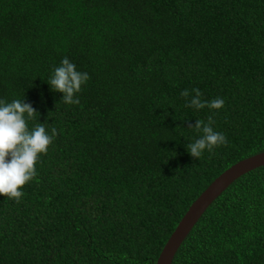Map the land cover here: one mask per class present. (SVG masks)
Wrapping results in <instances>:
<instances>
[{
	"label": "trees",
	"instance_id": "16d2710c",
	"mask_svg": "<svg viewBox=\"0 0 264 264\" xmlns=\"http://www.w3.org/2000/svg\"><path fill=\"white\" fill-rule=\"evenodd\" d=\"M64 57L90 76L79 104L48 83ZM193 88L223 108L186 107ZM15 99L57 136L20 202L0 195V264H156L204 190L264 152V0H0V100ZM209 116L228 143L194 158L189 125ZM173 264H264V166Z\"/></svg>",
	"mask_w": 264,
	"mask_h": 264
},
{
	"label": "clouds",
	"instance_id": "9594fccd",
	"mask_svg": "<svg viewBox=\"0 0 264 264\" xmlns=\"http://www.w3.org/2000/svg\"><path fill=\"white\" fill-rule=\"evenodd\" d=\"M89 79L87 72L77 71L76 65L64 57L60 66L54 68L48 83L52 90L63 94L64 103L71 105L80 103L74 97ZM180 95L187 101L186 107L219 110L224 106V100L219 97L210 102L202 101L199 88H193L191 92L184 89ZM37 115L32 105L24 100L15 99L10 103L0 100V195L14 199L17 203L24 195L20 189L37 175L35 165L40 154L47 153L48 147L57 136L55 127L49 135L45 124L41 123L29 130L27 121L37 119ZM214 123L212 116H209L207 123L197 120L195 125H189L203 133L199 139L186 146L192 157L200 159L205 149L212 152L215 147L227 145L226 136L214 131Z\"/></svg>",
	"mask_w": 264,
	"mask_h": 264
},
{
	"label": "water",
	"instance_id": "95a60500",
	"mask_svg": "<svg viewBox=\"0 0 264 264\" xmlns=\"http://www.w3.org/2000/svg\"><path fill=\"white\" fill-rule=\"evenodd\" d=\"M262 166L264 152L239 161L218 176L189 207L165 244L156 264H173L180 247L213 202L237 179Z\"/></svg>",
	"mask_w": 264,
	"mask_h": 264
}]
</instances>
